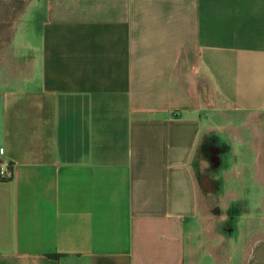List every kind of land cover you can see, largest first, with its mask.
<instances>
[{"label":"crops","instance_id":"crops-1","mask_svg":"<svg viewBox=\"0 0 264 264\" xmlns=\"http://www.w3.org/2000/svg\"><path fill=\"white\" fill-rule=\"evenodd\" d=\"M23 2L0 19V264H232L207 151L264 110V0Z\"/></svg>","mask_w":264,"mask_h":264},{"label":"rangeland","instance_id":"rangeland-1","mask_svg":"<svg viewBox=\"0 0 264 264\" xmlns=\"http://www.w3.org/2000/svg\"><path fill=\"white\" fill-rule=\"evenodd\" d=\"M23 4V0H0V19L11 20L21 14ZM229 114L216 121L229 131L221 142L213 132L208 146L211 186L205 187L204 195L216 227L238 245L233 251L227 248L234 257L232 264H241L242 242L259 241L257 251L264 256V110L250 117ZM225 146L231 151L224 153Z\"/></svg>","mask_w":264,"mask_h":264},{"label":"built area","instance_id":"built-area-1","mask_svg":"<svg viewBox=\"0 0 264 264\" xmlns=\"http://www.w3.org/2000/svg\"><path fill=\"white\" fill-rule=\"evenodd\" d=\"M12 172L7 167H0V176L2 179H8Z\"/></svg>","mask_w":264,"mask_h":264}]
</instances>
